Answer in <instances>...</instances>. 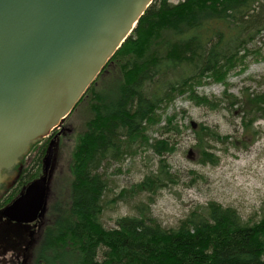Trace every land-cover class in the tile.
<instances>
[{
	"label": "trees",
	"instance_id": "16d2710c",
	"mask_svg": "<svg viewBox=\"0 0 264 264\" xmlns=\"http://www.w3.org/2000/svg\"><path fill=\"white\" fill-rule=\"evenodd\" d=\"M263 33L264 0H154L79 101L91 95L94 116L74 152L70 200L56 216H47L38 264H264V207L258 221H246L236 209L211 201L173 228L153 216L154 194L172 178L163 160L158 172L136 186L137 192L152 195L134 206L135 214L119 217L115 228L100 221L108 186L104 163L121 161L128 145L145 138L162 105L178 95H195L207 78L227 77ZM114 61L122 73L117 90L98 91L96 83ZM234 104L247 128L264 118V91L247 92ZM197 138L205 145V159L213 157L207 141L223 139L209 126H202ZM153 145L160 154L169 146L165 141ZM40 167L41 155L28 179Z\"/></svg>",
	"mask_w": 264,
	"mask_h": 264
},
{
	"label": "rangeland",
	"instance_id": "374dc122",
	"mask_svg": "<svg viewBox=\"0 0 264 264\" xmlns=\"http://www.w3.org/2000/svg\"><path fill=\"white\" fill-rule=\"evenodd\" d=\"M179 1L183 0H172L174 4ZM108 69L110 73L96 83L98 91L117 90L116 81L122 76L120 65L114 61ZM260 91H264V33L250 45L249 57L227 77L207 78L196 87L195 95H178L162 105L153 122L147 124L146 137L128 145V153L121 161L104 163L101 172L108 186L100 216L103 226L115 228L119 217L135 214L134 206L150 198L152 193L137 192L136 186L147 175L158 172L162 160L167 163L172 178L154 194L151 211L164 227H176L190 212L211 201L236 209L246 221H258L264 207V118L247 128L243 112L234 101L247 92ZM91 107V95H87L63 126L34 145L20 162H31L34 167L41 155L42 167L35 176L39 178L44 173L43 159L49 144L53 139L56 141L48 216L50 212L56 216L63 202L70 200L74 152L94 116ZM202 126H209L223 138L207 141L205 149L213 154L211 159L203 157L201 150L205 145L200 146L197 138ZM157 141L169 144L164 154L154 147ZM213 158L218 159L217 163ZM18 179L9 188L14 189L12 194L21 188Z\"/></svg>",
	"mask_w": 264,
	"mask_h": 264
},
{
	"label": "water",
	"instance_id": "95a60500",
	"mask_svg": "<svg viewBox=\"0 0 264 264\" xmlns=\"http://www.w3.org/2000/svg\"><path fill=\"white\" fill-rule=\"evenodd\" d=\"M154 0H0V198L34 145L71 115ZM56 141L44 173L2 213L30 223L47 210Z\"/></svg>",
	"mask_w": 264,
	"mask_h": 264
},
{
	"label": "flooded vegetation",
	"instance_id": "af4514ba",
	"mask_svg": "<svg viewBox=\"0 0 264 264\" xmlns=\"http://www.w3.org/2000/svg\"><path fill=\"white\" fill-rule=\"evenodd\" d=\"M18 167H20V171L18 170L20 176L17 185L22 183L21 191H23V188L36 177L28 179L32 176L33 163H20ZM13 190H9L0 198V264H38L43 247V234L48 223V212L46 210L43 217L30 223L10 220L3 215L2 210L18 196L19 193L13 196Z\"/></svg>",
	"mask_w": 264,
	"mask_h": 264
}]
</instances>
